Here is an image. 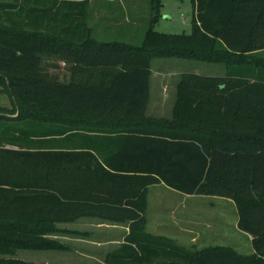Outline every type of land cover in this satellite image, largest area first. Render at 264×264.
Listing matches in <instances>:
<instances>
[{
  "label": "trees",
  "instance_id": "1",
  "mask_svg": "<svg viewBox=\"0 0 264 264\" xmlns=\"http://www.w3.org/2000/svg\"><path fill=\"white\" fill-rule=\"evenodd\" d=\"M149 2L133 43L95 38L88 0H0V83L15 112L0 111L1 249L63 248L40 234L96 215L127 226L106 264H264V0H191L188 33L154 30ZM153 57L225 72H181L170 116H147ZM153 182L230 198L252 251L148 232Z\"/></svg>",
  "mask_w": 264,
  "mask_h": 264
},
{
  "label": "rangeland",
  "instance_id": "2",
  "mask_svg": "<svg viewBox=\"0 0 264 264\" xmlns=\"http://www.w3.org/2000/svg\"><path fill=\"white\" fill-rule=\"evenodd\" d=\"M122 7L110 4L106 13L118 11L119 8L126 12L129 0H123ZM150 0H134L136 10H128L134 17L136 24L129 31H117V28L95 27L92 34L98 38H126L131 42H139L147 18L153 12L150 10ZM125 5L127 7H125ZM102 9V8H100ZM91 10V9H90ZM192 5L191 0H158L156 17L152 28L156 31L188 33L191 30ZM55 69L60 76L66 70L63 62L59 61ZM153 76L156 71H163L162 80L166 81V89L170 95L174 94V84L183 71H193L201 74L221 73L222 63L195 60L181 57H153L150 60ZM51 69V68H50ZM151 77L156 86L157 80ZM158 87V86H157ZM160 89V87H159ZM160 90H157V93ZM167 106V104H166ZM170 106V105H169ZM0 111L14 113L6 88L0 83ZM170 107L160 110L144 108L147 116L169 117ZM48 143L59 145L60 143ZM6 146L15 144L4 143ZM148 206L157 212H148L146 215L145 229L150 233H159L167 236L190 249L207 245H229L240 253L252 251L250 234L236 226V210L232 200L216 194H187L175 190L161 182H153L148 186ZM163 206L161 207V205ZM160 206V207H159ZM123 224L104 225L98 223L97 218L79 216L65 222H55L54 229L42 232L41 237L60 241L63 248H24L1 249V257L19 258L40 263L54 264H105V255L117 245L119 232ZM191 227L193 232H187L179 226ZM110 229V230H109ZM189 234H193L191 237ZM99 240L100 243H96Z\"/></svg>",
  "mask_w": 264,
  "mask_h": 264
},
{
  "label": "crops",
  "instance_id": "3",
  "mask_svg": "<svg viewBox=\"0 0 264 264\" xmlns=\"http://www.w3.org/2000/svg\"><path fill=\"white\" fill-rule=\"evenodd\" d=\"M113 2H114V4H117L120 7H122V4L124 1L123 0H88L86 23L90 27L91 34H92V28H95V27L97 28V27H102V26L107 27V28H115V29L117 28L116 32L122 31L123 33H126L125 31H129V28L133 27L136 24L135 18L131 17V14L128 12L129 9L130 10L132 9L133 11L136 10V8L134 6V0H129L128 3L130 5H128V7L125 5V7H127L126 12L124 10H122L121 8H119L118 11H116V12L111 11L110 13H106L107 11H106V8H104V7H106L107 5L113 4ZM100 8H102V9H100ZM95 38L104 39V40L120 39V40L131 42L130 40H128L126 38H118V37H111V38L95 37ZM136 43H138V42H136ZM65 72H66L65 75H67V71H65ZM224 72H225V66H224L222 72L217 73V75H221ZM163 74H164L163 71L157 70L156 75L153 76L152 70L150 67L149 92H148L147 101L145 103V109L150 108L152 110H160L163 108L168 109V107H170V110H171V107H172V104L174 101V97H175V85H176V82H177L179 76L177 77L175 84H174V94L170 95V92L165 87L167 85L166 81L162 80V78L164 77ZM152 76L155 77L156 79H159V80H157L156 86H154V81L151 80ZM159 87H160V89H159ZM157 90H160V92L157 93ZM166 104H167V106H166ZM147 192H148V188H147ZM148 206H150V205L148 203V198H147V204H146V208H145V219H146V215L149 211L150 212H157L159 210L162 211L161 208L156 209V210H154V209L152 210L150 208V210H149ZM162 206H163V204L161 205V207ZM82 216L97 218L98 223L100 222V224L102 223V224L108 225V226L123 224V225H121L122 229L120 231H118L120 237L117 240V245L121 241L123 234L127 230V226H126L125 222L114 221V220L102 218V217H99L96 215H82ZM146 221H147V219H146ZM146 221H145V223H146ZM179 227L181 229H186L187 232H193L191 227H185V226H181V225ZM154 234H159V233L154 232ZM159 235H163V234H159ZM189 235L191 237H193V234L192 235L189 234ZM95 242L100 243L99 240H95Z\"/></svg>",
  "mask_w": 264,
  "mask_h": 264
}]
</instances>
